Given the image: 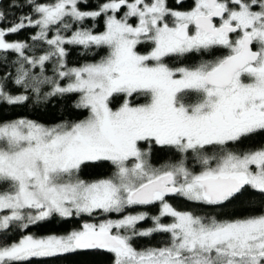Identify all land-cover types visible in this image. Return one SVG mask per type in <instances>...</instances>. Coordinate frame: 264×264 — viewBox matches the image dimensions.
I'll return each instance as SVG.
<instances>
[{
    "label": "snow or ice",
    "instance_id": "1",
    "mask_svg": "<svg viewBox=\"0 0 264 264\" xmlns=\"http://www.w3.org/2000/svg\"><path fill=\"white\" fill-rule=\"evenodd\" d=\"M25 2L30 13L0 27V62L14 68L0 74V103L75 95L86 114L53 126L0 121V238L23 230L0 244V264H53L89 250L111 254L112 264H264V209L224 219L168 201L223 209L259 193L264 202V145L238 150L264 135V0H191L187 10L168 0H104L93 10L86 0ZM100 18L101 31L85 23ZM7 19L0 8V24ZM26 28L38 29L32 44L6 40ZM66 45L106 54L69 67ZM194 55L212 58L186 63ZM154 148L173 150L177 162L153 166ZM88 164L114 173L85 181ZM150 205L156 215L84 222L60 235L32 231L54 216ZM144 221L152 226L138 227ZM155 233L168 242L133 246Z\"/></svg>",
    "mask_w": 264,
    "mask_h": 264
},
{
    "label": "trees",
    "instance_id": "2",
    "mask_svg": "<svg viewBox=\"0 0 264 264\" xmlns=\"http://www.w3.org/2000/svg\"><path fill=\"white\" fill-rule=\"evenodd\" d=\"M104 0H86L87 10L96 9ZM169 7L187 9V6L191 4V0H182L181 3H177V0H168ZM13 5H19L14 7ZM84 7V5H82ZM0 8L6 11L8 19L0 24V27H7L16 18L29 14L30 7L26 4L25 0H1ZM87 26L95 24V30L101 31L104 27V18H100L97 21H86ZM38 29L26 28L23 31L15 34L6 36V40L9 41H24L32 44L30 37L34 35ZM52 35V33H50ZM47 46L45 45L44 48ZM68 49V55L66 57L69 67H79L86 63H92L98 61L102 55L106 54L105 50H85L80 46L66 45ZM44 49H36L37 54H42ZM141 51H146V47H141ZM209 56H198L194 55L186 61L188 64L199 63L203 59H211ZM5 70L13 72L14 68L11 63L5 65L0 62V74L4 73ZM48 74L51 75V69ZM65 83V81H60ZM13 94L20 93L21 89L15 86L11 87ZM78 97L75 95H67L64 97H52L48 101H36L30 100L24 105H7L0 103V121L8 122L20 118H26L45 126H53L63 122H74L83 119L85 112L76 109L74 103ZM264 145V135L256 134L255 136L247 139L239 148V151H246L249 148H257ZM177 155L173 150L154 148L152 151L151 163L155 167H161L168 163L177 162ZM114 168L111 166L88 164L81 169L80 178L92 182L100 179H106L112 176ZM251 199L245 198L242 202L237 201L230 207L218 208L208 205L196 204L191 201H187L180 196L168 197L169 203L179 211H190L196 215L204 217H217L229 219L233 217H239L249 214H255L261 209H264V202L259 193L251 194ZM254 210V211H253ZM141 212H147L149 215H156L159 212L158 205L150 206H135L129 208L125 213H98L93 216L83 215L72 219H64L59 216H54L50 220L43 222L42 225L34 227L32 229L35 235H49V234H66L67 232L80 227L84 222H103L107 219L117 220L122 218L125 214H138ZM171 218L165 217L164 222H170ZM150 221L141 222L138 227L141 229L151 227ZM23 230H14L8 233L7 236L0 238V244H4L9 237L15 239L20 238ZM169 240L168 234L155 233L149 237H134L132 243L138 250H144L147 248H154L163 246ZM53 264H112V255L102 250H89L86 252L69 254L64 257H57L53 259Z\"/></svg>",
    "mask_w": 264,
    "mask_h": 264
},
{
    "label": "flooded vegetation",
    "instance_id": "3",
    "mask_svg": "<svg viewBox=\"0 0 264 264\" xmlns=\"http://www.w3.org/2000/svg\"><path fill=\"white\" fill-rule=\"evenodd\" d=\"M175 9H177V10H187V9H179V8H175Z\"/></svg>",
    "mask_w": 264,
    "mask_h": 264
},
{
    "label": "water",
    "instance_id": "4",
    "mask_svg": "<svg viewBox=\"0 0 264 264\" xmlns=\"http://www.w3.org/2000/svg\"><path fill=\"white\" fill-rule=\"evenodd\" d=\"M0 3H1V0H0Z\"/></svg>",
    "mask_w": 264,
    "mask_h": 264
},
{
    "label": "rangeland",
    "instance_id": "5",
    "mask_svg": "<svg viewBox=\"0 0 264 264\" xmlns=\"http://www.w3.org/2000/svg\"><path fill=\"white\" fill-rule=\"evenodd\" d=\"M90 223H92V222H90Z\"/></svg>",
    "mask_w": 264,
    "mask_h": 264
}]
</instances>
